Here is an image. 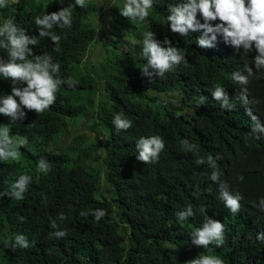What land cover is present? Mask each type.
Wrapping results in <instances>:
<instances>
[{
  "label": "trees",
  "instance_id": "trees-1",
  "mask_svg": "<svg viewBox=\"0 0 264 264\" xmlns=\"http://www.w3.org/2000/svg\"><path fill=\"white\" fill-rule=\"evenodd\" d=\"M176 2L154 0L144 21L115 13L110 26L133 41L124 40V49L119 47L121 35L105 40L96 25L102 3L71 9V27L53 29L60 36L58 50L47 37L29 46V59L51 55L60 64L59 75L70 78L73 86L61 85L53 105L41 113L24 109L25 118L10 127L12 138L24 136L28 143L19 147L17 159L0 161V264H188L199 255L219 257L223 264H264V240L257 239L264 233L259 208L264 134L253 131L247 114L251 111L264 123V69L253 67L247 85L234 82L231 73L243 71L245 64L253 66L255 50L242 54L243 49L234 50L220 36L215 47L205 49L195 43L199 31L187 36L171 32L163 16ZM69 3L73 0H5L0 22L12 18L29 35H38L34 16ZM146 31L157 40L167 38L184 60L162 76L145 75L141 42ZM98 43L106 52L93 76L87 59ZM0 58L8 59L4 48ZM12 86L10 79H0V95L10 94ZM216 86L225 89L236 110L229 113L213 99ZM243 89L247 103L240 99ZM201 96L204 103L198 104ZM88 109L95 110L93 130L104 137L98 145L103 155L88 147L91 163L78 144L76 156L61 146L69 125ZM116 113H123L132 126L116 130ZM8 119L0 115V125ZM151 135L163 139V150L150 162L137 160L136 141ZM40 159L48 162L47 172L37 171ZM93 162L101 165L94 167ZM213 171L219 172L218 181L209 179ZM20 175L32 179L17 200L6 193ZM221 183L243 197L237 212L220 200ZM189 208L192 215L179 221L176 214ZM95 209L105 211L98 221L90 211ZM82 211L89 214L82 216ZM207 218L223 223V241L196 246L191 233ZM58 230L66 235L56 237ZM21 233L29 247H12L14 235Z\"/></svg>",
  "mask_w": 264,
  "mask_h": 264
},
{
  "label": "clouds",
  "instance_id": "clouds-1",
  "mask_svg": "<svg viewBox=\"0 0 264 264\" xmlns=\"http://www.w3.org/2000/svg\"><path fill=\"white\" fill-rule=\"evenodd\" d=\"M5 0H0L3 6ZM63 4L64 0H60ZM85 0H73L67 7L51 13H42L34 16V23L37 25L38 35H29L28 32L14 23L12 18H6L0 22V48L7 51L8 59L0 58V79L11 80L12 88L10 94L0 95V115L8 117L7 125H0V161L17 159L20 155L18 149L28 143L24 136L12 138L9 135L11 125L18 120H23L27 110H34L41 113L48 109L56 100V93L61 85L72 87L70 78H62L60 64L53 61L51 55L45 53L29 59L32 49L38 43L39 38L47 37L58 50L60 36L53 31L54 28L71 27V9L83 7ZM154 0H123L119 7L120 15L129 20L144 21L153 7ZM199 14V18H198ZM164 22L173 33L187 36L192 32H200L196 39L197 46L205 49L215 47L217 37L220 36L226 45L232 46L236 51L243 49L242 54L255 50L253 66L244 65L243 71H234L231 78L240 85H247L249 77L253 75V67L256 70L264 69V0H179L170 4L167 15L163 16ZM201 20L203 22H201ZM216 23H212V22ZM141 54L146 60L143 66V73L147 76L153 74L162 76L174 66L184 60L181 52L165 38L157 40L152 31L143 34ZM149 69L152 71L149 72ZM264 75V73H261ZM22 85L17 87L16 85ZM246 89L242 90L240 99L247 103L243 95ZM214 100L220 102L222 109H228L229 113L236 110L232 108L225 89L216 86L211 91ZM205 98L201 96L197 101L203 104ZM254 123V132L264 134V123L251 111L247 113ZM112 124L116 130H127L132 126V121L125 118L123 113H116ZM189 149L191 145L183 141ZM164 148V141L159 135L142 136L136 141V158L139 161L150 162L158 157ZM211 162L213 157L209 156ZM197 163H202L197 160ZM49 164L45 159L37 162L38 172H47ZM219 172L213 171L209 177L212 181L219 180ZM31 176L20 175L10 184V190L6 193L17 200L23 198ZM219 198L224 206L231 212L239 210V202L243 199L239 192L228 190L226 184H220ZM259 208L264 211V197L259 198ZM91 214L98 221L104 215L103 209L90 210ZM82 216H87L88 211H82ZM179 221H186L192 215L191 209L180 211L177 214ZM63 215L59 219H63ZM52 228H57L55 221L51 222ZM56 237L66 235L64 230L53 233ZM192 243L196 246L207 247L210 243H221L224 238L223 223L207 218L201 227L194 228L191 233ZM258 240H264V233L257 234ZM12 247L27 248L29 240L24 234H15ZM188 264H223L219 257L199 255L188 261Z\"/></svg>",
  "mask_w": 264,
  "mask_h": 264
},
{
  "label": "rangeland",
  "instance_id": "rangeland-1",
  "mask_svg": "<svg viewBox=\"0 0 264 264\" xmlns=\"http://www.w3.org/2000/svg\"><path fill=\"white\" fill-rule=\"evenodd\" d=\"M85 3H92L96 4L98 6H101L99 3H102L105 5L104 9L100 11V15H96L97 17L95 18L96 20V25L99 30L103 31V38L105 40L109 39L112 41L118 40L119 35L121 33L117 30H113V28L110 26V21L113 20V17L115 13L119 12V7L122 6L123 0H85ZM107 7V8H106ZM122 41L119 43V47L123 45V42H128L126 44L132 43V39L127 35H121ZM125 44V45H126ZM122 46L120 49L125 48ZM108 46V45H107ZM93 52L90 54V56L87 59L88 64H90L88 73H90L93 76H97L95 71H98L103 64V57L106 52V46L103 43H98L94 49L92 50ZM95 66V68L92 70V68ZM104 88V86H102ZM100 95V92H98L95 96L93 95V100L97 102L99 100L98 96ZM87 115L81 116L79 119H77L76 122L72 123L69 125L67 129V138L61 146L63 148H66L74 154L75 156L79 153V148L76 146L78 144L81 146L82 149L85 150V153L88 156L87 158V163L92 162V153L95 151H98L100 155H103L101 150L99 149V144L101 141L104 140L103 134L102 133H96L93 130V122L95 118V110L93 109H88ZM88 147L95 148L93 152H91ZM91 154V155H90ZM94 167H99V163L93 162ZM102 190L106 192V188L103 184Z\"/></svg>",
  "mask_w": 264,
  "mask_h": 264
}]
</instances>
